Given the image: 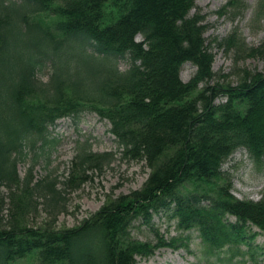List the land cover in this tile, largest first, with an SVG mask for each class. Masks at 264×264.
Wrapping results in <instances>:
<instances>
[{
	"label": "trees",
	"instance_id": "16d2710c",
	"mask_svg": "<svg viewBox=\"0 0 264 264\" xmlns=\"http://www.w3.org/2000/svg\"><path fill=\"white\" fill-rule=\"evenodd\" d=\"M195 1L0 0V62L11 36L24 38L7 83L0 67V264H137L161 248L185 247L182 238L166 241L157 231L154 244L131 238L134 221L150 224L161 212L179 231H197L209 253L251 239L247 228L264 234V195L236 198L222 170L238 150L264 167V72L244 70L236 86L224 89L209 84L213 54L204 18L191 15ZM257 8L264 15V0ZM236 40L224 44L250 57L264 54V39L249 49ZM76 49L84 54L72 55L76 61L98 63L89 65L93 77L66 68L63 54ZM117 59L129 61L126 71ZM186 63L195 72L184 83ZM45 65L51 73L41 82ZM84 112L107 121L122 156L143 162L149 175L140 189L107 199L77 227L29 228L22 219L32 192L51 193L50 201L58 192L42 180L31 186L32 167L21 180L17 165L29 152L36 163L39 149L54 141L49 129ZM110 159L83 144L66 185L78 187L86 168L100 171Z\"/></svg>",
	"mask_w": 264,
	"mask_h": 264
},
{
	"label": "rangeland",
	"instance_id": "374dc122",
	"mask_svg": "<svg viewBox=\"0 0 264 264\" xmlns=\"http://www.w3.org/2000/svg\"><path fill=\"white\" fill-rule=\"evenodd\" d=\"M229 1L196 0V9L191 11V15L199 12L207 26L204 38L213 54L212 71L215 74L209 84L218 85L222 89L236 86L244 70L251 73L264 72V54L250 57L247 56L248 51L241 53L237 47L224 44V40L232 35L238 40L236 45L242 43L246 49L257 48L261 44L264 39V15L258 12L260 0H238L235 5H229ZM218 43L221 45L218 46ZM23 44L24 38L14 33L2 55L0 67L1 73L6 77V83V71L24 52ZM72 55L84 60L82 49H76L72 54L67 51L63 54L66 68L75 69L78 78L86 80L93 77L90 66L96 65L95 68H99L98 63L90 62L89 66L80 59L76 61L77 57L73 58ZM116 62L121 72L129 67V61L126 59H117ZM194 72L195 68L186 63L181 67L180 79L187 83ZM50 73L51 67L45 65L39 71L37 79L46 82ZM77 117L75 120L60 119L55 127L49 129L50 139L54 141L39 149L36 163H33L34 155L29 152L26 161L17 165L21 180L32 167L31 186L42 180L53 184L54 190L58 192V198L54 201H50L51 193L40 190L43 195L41 197L38 192H32L24 202L22 219V223L29 228L51 227L60 230L77 227L84 219L98 211L107 199L140 189L149 175L150 171L143 162L122 156L121 148L111 135L107 121L101 120L92 112H84ZM83 144H87L92 153L110 154L111 159L108 163H103L100 171L95 167L86 168L85 179L78 187L66 185L70 164L76 154L81 152ZM37 151L38 147L33 153ZM259 165L262 164H257L245 152L239 150L224 164L222 170L230 180L232 193L236 198L258 201L263 197L264 167ZM2 192L6 191L2 189ZM7 208L8 206L5 215ZM227 218L230 222L234 221L233 217ZM155 231L166 241L182 238L185 247L161 248L147 259L137 258V264H264V234L254 227L246 229L248 237L255 234L251 239L226 246L215 253L207 252L197 231H179L176 228V220L169 221L163 212L154 214L150 224L141 219L134 221L130 236L133 240L154 244Z\"/></svg>",
	"mask_w": 264,
	"mask_h": 264
}]
</instances>
